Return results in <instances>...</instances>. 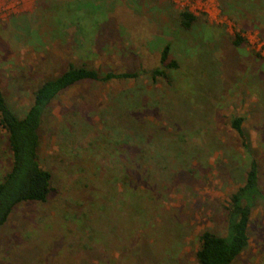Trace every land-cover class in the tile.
<instances>
[{"label": "rangeland", "instance_id": "1", "mask_svg": "<svg viewBox=\"0 0 264 264\" xmlns=\"http://www.w3.org/2000/svg\"><path fill=\"white\" fill-rule=\"evenodd\" d=\"M184 10L195 17L186 30ZM165 45L175 70L158 64ZM68 65L155 68L169 83L82 81L50 102L38 162L52 190L13 208L0 264H196L199 234L226 236L224 207L244 181L231 117L261 195L231 264H264V0H0V93L12 113ZM8 163L0 129V177Z\"/></svg>", "mask_w": 264, "mask_h": 264}, {"label": "trees", "instance_id": "2", "mask_svg": "<svg viewBox=\"0 0 264 264\" xmlns=\"http://www.w3.org/2000/svg\"><path fill=\"white\" fill-rule=\"evenodd\" d=\"M78 17L85 16L79 14ZM178 19L180 27L186 30L190 28L195 17L184 10L178 13ZM234 44L238 43L234 42ZM158 64L170 70L177 69L176 63L168 58L167 45L160 50ZM140 73L147 74L152 80L160 77L164 83H169L166 73L155 68L132 72L99 73L84 66L68 65L63 73L42 82L32 92L31 102L20 116L8 109L0 93V129L4 132L9 153L8 168L0 177V228L15 206L20 203H42L52 190L50 174L41 168L38 162V130L41 116L50 102L63 90L82 81L101 83L127 81L136 79ZM241 122L240 117H231L228 125L240 138L241 146L248 158L244 181L230 193L224 207L226 236H215L208 231L199 234L198 246L194 253L196 264H231L247 244V224L251 205L254 198H261V195L257 190L256 163L248 153L240 128ZM127 148H130V145ZM134 160L129 162H135ZM128 187L125 185V188ZM131 213L132 211H126L124 214L130 218Z\"/></svg>", "mask_w": 264, "mask_h": 264}]
</instances>
